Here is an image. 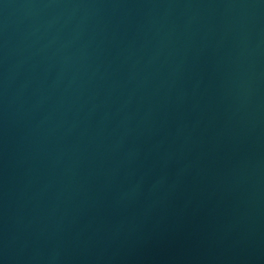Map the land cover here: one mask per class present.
I'll use <instances>...</instances> for the list:
<instances>
[{
	"label": "water",
	"instance_id": "1",
	"mask_svg": "<svg viewBox=\"0 0 264 264\" xmlns=\"http://www.w3.org/2000/svg\"><path fill=\"white\" fill-rule=\"evenodd\" d=\"M0 264H264V0H0Z\"/></svg>",
	"mask_w": 264,
	"mask_h": 264
}]
</instances>
